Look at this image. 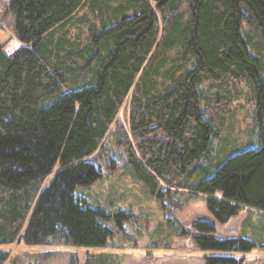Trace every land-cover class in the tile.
I'll return each instance as SVG.
<instances>
[{
	"label": "trees",
	"instance_id": "trees-1",
	"mask_svg": "<svg viewBox=\"0 0 264 264\" xmlns=\"http://www.w3.org/2000/svg\"><path fill=\"white\" fill-rule=\"evenodd\" d=\"M8 11L20 45L8 54L0 43V247L105 246L104 222L121 226L128 215L75 191L101 179L112 125L129 172L158 198L171 189L205 196L220 225L244 207L264 213V140L186 184L214 134L200 85L250 81L264 120V0H11ZM129 95L133 141L117 123ZM195 229L194 245L212 253L205 264H240L233 254L255 248L204 222ZM8 258L0 249V264Z\"/></svg>",
	"mask_w": 264,
	"mask_h": 264
},
{
	"label": "rangeland",
	"instance_id": "rangeland-1",
	"mask_svg": "<svg viewBox=\"0 0 264 264\" xmlns=\"http://www.w3.org/2000/svg\"><path fill=\"white\" fill-rule=\"evenodd\" d=\"M11 0H0V43L12 54L20 45L13 28V18L8 11ZM81 15V14H80ZM248 17V16H247ZM243 32H249L251 44L257 43L246 21ZM247 29V30H245ZM72 36L80 29L69 28ZM83 40L87 38L84 27ZM243 39L247 41L244 36ZM13 41V42H12ZM249 52L255 51L248 47ZM262 57L264 51L261 50ZM202 109L213 124L210 156L201 158L192 169L186 184L197 185L210 178L214 171L230 157L241 152L258 149L264 140V120L258 119L254 90L247 80L202 84ZM130 95L117 115L127 133ZM105 140L104 155L98 158L101 179L90 187L77 188L81 202L101 208L110 215L123 211L128 217L116 226L112 220L104 222L112 231L105 246L73 247L62 244L28 245L23 240L1 246L9 253L4 264H205L211 252L201 251L194 245L195 226L204 222L214 228L220 239L244 237L255 244L248 253H234L240 264H264V213L244 207L228 223L220 225L208 213L206 197L191 195L185 190L171 189L160 198L152 194L129 172L124 149L117 143L122 131L117 125ZM161 189V190H160ZM164 185L160 184V191Z\"/></svg>",
	"mask_w": 264,
	"mask_h": 264
},
{
	"label": "bare ground",
	"instance_id": "bare-ground-1",
	"mask_svg": "<svg viewBox=\"0 0 264 264\" xmlns=\"http://www.w3.org/2000/svg\"><path fill=\"white\" fill-rule=\"evenodd\" d=\"M13 42V41H12Z\"/></svg>",
	"mask_w": 264,
	"mask_h": 264
}]
</instances>
